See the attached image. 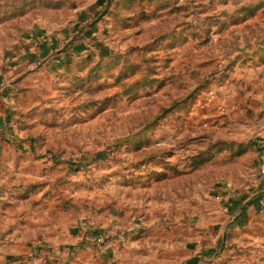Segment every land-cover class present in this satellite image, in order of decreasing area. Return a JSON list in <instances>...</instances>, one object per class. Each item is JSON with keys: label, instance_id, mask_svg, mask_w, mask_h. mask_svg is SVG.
I'll list each match as a JSON object with an SVG mask.
<instances>
[{"label": "rangeland", "instance_id": "rangeland-1", "mask_svg": "<svg viewBox=\"0 0 264 264\" xmlns=\"http://www.w3.org/2000/svg\"><path fill=\"white\" fill-rule=\"evenodd\" d=\"M0 82V251L86 228L156 264H264V218L222 224L264 152V0H0Z\"/></svg>", "mask_w": 264, "mask_h": 264}, {"label": "crops", "instance_id": "crops-1", "mask_svg": "<svg viewBox=\"0 0 264 264\" xmlns=\"http://www.w3.org/2000/svg\"><path fill=\"white\" fill-rule=\"evenodd\" d=\"M35 36L38 33L34 34ZM48 38H50L48 36ZM83 40H78L71 47H75L73 50L81 47ZM80 43V44H79ZM50 44L47 43L38 45L37 47L28 45L23 49L25 53H19V57L22 59H32L35 62L39 56L47 55L51 50ZM36 49V50H34ZM75 55L82 54L83 52H75ZM13 106L10 104L9 93L2 87L0 82V153L6 152L14 138H16L17 132L15 127L17 124H10V114H13ZM16 134V135H15ZM19 144V143H15ZM2 154H0L1 157ZM255 166L253 173L258 177L254 179V183L247 190L248 195H239L225 193L223 200L225 203L226 213L222 224L224 228L231 229L233 226L245 224V221H250L253 216H260L264 218V152L258 153L255 157ZM222 187H220L221 189ZM223 191L225 188H222ZM225 192V191H224ZM223 192V193H224ZM241 192V191H240ZM242 198L244 200H242ZM228 203V204H227ZM219 218H216L218 220ZM219 220H222L220 218ZM85 231L67 233L62 239L53 240V244L50 245V250H41L36 256H32L29 260L23 258L20 251L15 249H9L7 252L0 251V264H152L157 262L154 256H147L142 260V252L133 248L136 242L130 241L125 236L121 235H108L111 246L107 247L103 243L94 241L93 235L86 228ZM218 235H221L219 231ZM199 241L205 239V236H197ZM204 240H202L203 242ZM202 247V244L200 245ZM200 249H194L193 252L190 249V254L197 253ZM32 253V252H31ZM43 257L47 258V262L42 261Z\"/></svg>", "mask_w": 264, "mask_h": 264}, {"label": "built area", "instance_id": "built-area-1", "mask_svg": "<svg viewBox=\"0 0 264 264\" xmlns=\"http://www.w3.org/2000/svg\"><path fill=\"white\" fill-rule=\"evenodd\" d=\"M95 241H97L98 243H103L104 245H106L107 247H110L112 244H111V241H109V239L107 237H105L103 234H98L95 238ZM42 261L44 263L47 262V258L46 257H43Z\"/></svg>", "mask_w": 264, "mask_h": 264}, {"label": "trees", "instance_id": "trees-1", "mask_svg": "<svg viewBox=\"0 0 264 264\" xmlns=\"http://www.w3.org/2000/svg\"><path fill=\"white\" fill-rule=\"evenodd\" d=\"M240 149H243L244 145L243 144H239Z\"/></svg>", "mask_w": 264, "mask_h": 264}]
</instances>
